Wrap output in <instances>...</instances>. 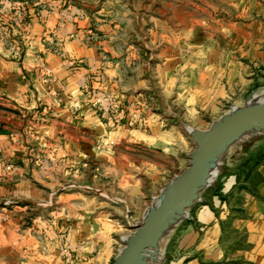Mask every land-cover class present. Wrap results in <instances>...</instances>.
Segmentation results:
<instances>
[{"label": "crops", "instance_id": "1", "mask_svg": "<svg viewBox=\"0 0 264 264\" xmlns=\"http://www.w3.org/2000/svg\"><path fill=\"white\" fill-rule=\"evenodd\" d=\"M15 1L27 8V19L17 33ZM41 1L0 0V141L6 142L0 147L14 149L8 132L19 118L21 123L32 118L29 123L34 128L55 132L61 152L58 159L69 164L80 149L92 148L95 134L106 129L90 102L92 95L106 94L118 105L115 111L120 118L108 128L110 132L135 133L140 130L139 91L152 89V107H145L148 103L142 99V110L151 118L149 131L166 132L158 121L157 111H161L167 123L179 120L184 133L186 116L195 118L200 110L211 117V123L223 113L221 102L242 100L250 90L264 85V16L248 18L245 30L230 29L226 42L218 38L214 46H200L194 58L191 50L182 56H164L156 77L148 74L150 58L142 61L143 72L139 71V46L124 42L122 32L100 15L76 5L65 7L62 2L45 10ZM250 21L256 29L250 28ZM41 67L49 70L46 80L40 79ZM170 105L181 107L185 116L170 114ZM133 113L134 125L127 122ZM230 151L220 163L218 178L173 230L166 250L168 264H264V156L245 168L239 167L246 164L242 160L228 158ZM32 182L28 190L37 191L33 188L37 183ZM8 188L10 193L13 188ZM33 241L24 238L17 253L11 247L13 261L9 259L8 264L114 261L108 248L95 256L88 254L90 243L76 244L74 260L63 257L57 245L49 249Z\"/></svg>", "mask_w": 264, "mask_h": 264}, {"label": "rangeland", "instance_id": "2", "mask_svg": "<svg viewBox=\"0 0 264 264\" xmlns=\"http://www.w3.org/2000/svg\"><path fill=\"white\" fill-rule=\"evenodd\" d=\"M61 2L65 7L80 6L115 25L124 42L139 46V71L143 72L142 61L150 58L152 68L148 74L156 77L159 60L164 56H182L191 50L194 58L199 54L194 51L200 46H214L218 38H226V42L230 29L245 30L248 18L264 16V0H42L40 6L52 10ZM15 3L17 33L27 19V8L21 1ZM250 28L256 29V25L251 24ZM39 75L44 79L43 67ZM263 90L264 85L250 90L242 100H224L220 110L224 113L231 105H241ZM153 98L152 89L139 91L140 130L128 133L108 130L120 118L118 112L109 111L113 101L106 94L92 95V104L95 99L102 101L97 112L106 129L95 134L92 148L80 149L77 159L69 164L58 159L61 152L55 145V132L34 128L29 123L34 121L32 118L23 123L19 121L22 118L16 120L14 130L8 132L15 148L0 147V264L13 261L9 250L12 247V252L17 253L24 238L37 240L49 249L57 245L63 257L74 260L79 243H90L88 254L94 256L105 248L116 255L123 246L122 238L142 220L153 197L187 165V154L193 148L180 129L181 122L174 118L167 123L161 111H157L161 115L158 121L166 132L149 131L151 118L145 115L146 109L142 110V99L148 103L145 107H152ZM168 111L185 116L177 105H170ZM133 115L127 121L132 125L136 124ZM196 117L186 116L185 122L196 127L209 125L211 117L207 113L198 110ZM247 140L233 145L228 154V158L246 163L239 167L247 168V163L255 162L264 150L260 146L264 144V134ZM40 142L47 145L40 147ZM40 178H47L46 182L41 183ZM29 181L37 183L33 184L37 191L28 190ZM8 186L15 188L14 192L10 189L9 193ZM41 188L45 190L40 193ZM172 232L160 242L163 251L157 250L163 257L162 264L170 263L166 250Z\"/></svg>", "mask_w": 264, "mask_h": 264}, {"label": "water", "instance_id": "3", "mask_svg": "<svg viewBox=\"0 0 264 264\" xmlns=\"http://www.w3.org/2000/svg\"><path fill=\"white\" fill-rule=\"evenodd\" d=\"M235 104L232 109L211 121L208 128L201 129L182 125L193 143L187 154V165L166 182L159 194L162 202L152 203L144 212L142 220L134 224L132 233L122 238L123 246L117 250L113 264H146L149 251L152 255L165 236L189 214L193 205L201 199V193L214 180L210 176L219 167V161L238 143L264 134V101ZM223 161V160H222ZM210 180V181H209Z\"/></svg>", "mask_w": 264, "mask_h": 264}, {"label": "bare ground", "instance_id": "4", "mask_svg": "<svg viewBox=\"0 0 264 264\" xmlns=\"http://www.w3.org/2000/svg\"><path fill=\"white\" fill-rule=\"evenodd\" d=\"M264 101V90L261 91L260 93H256L254 94L251 99L249 100V103H261ZM222 161V160H221ZM221 161H219V164L221 163ZM219 173V167H216L212 173H211V180L217 178V175ZM210 181V180H209ZM162 202V198L161 197H155L154 199V206H158L160 203ZM157 250L163 251V249H161V245L159 243ZM158 253V254H157ZM145 260L147 261L146 264H162L163 262V257H161V254L156 251L154 255H152L151 251H149L145 257Z\"/></svg>", "mask_w": 264, "mask_h": 264}, {"label": "built area", "instance_id": "5", "mask_svg": "<svg viewBox=\"0 0 264 264\" xmlns=\"http://www.w3.org/2000/svg\"><path fill=\"white\" fill-rule=\"evenodd\" d=\"M44 73H45V78H44V79L46 80V77H47L48 74H49V70H48V69H45V70H44ZM101 104H102V101H101L100 99H95L94 102H93V105H94L97 109H100L99 105H101ZM234 105H235V104L231 105L230 108L227 109V110H225V111H228V110L232 109ZM117 106H118V105H116V103H113V102H112V104H111L110 107H109V111H110V112L115 111V109L117 108ZM105 111H107V110H105ZM133 116H134V115H133ZM110 120H111V117H110ZM111 122H112V120H111ZM130 123L133 124L132 122H130ZM120 248H121V247H120ZM118 249H119V248H118ZM118 249H117V250H118Z\"/></svg>", "mask_w": 264, "mask_h": 264}, {"label": "trees", "instance_id": "6", "mask_svg": "<svg viewBox=\"0 0 264 264\" xmlns=\"http://www.w3.org/2000/svg\"><path fill=\"white\" fill-rule=\"evenodd\" d=\"M264 156V150L257 156L256 162H259V160Z\"/></svg>", "mask_w": 264, "mask_h": 264}]
</instances>
